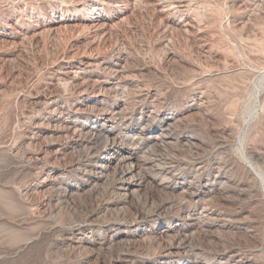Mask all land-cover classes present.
<instances>
[{
  "label": "rangeland",
  "instance_id": "374dc122",
  "mask_svg": "<svg viewBox=\"0 0 264 264\" xmlns=\"http://www.w3.org/2000/svg\"><path fill=\"white\" fill-rule=\"evenodd\" d=\"M0 264H264V0H0Z\"/></svg>",
  "mask_w": 264,
  "mask_h": 264
},
{
  "label": "bare ground",
  "instance_id": "6f19581e",
  "mask_svg": "<svg viewBox=\"0 0 264 264\" xmlns=\"http://www.w3.org/2000/svg\"><path fill=\"white\" fill-rule=\"evenodd\" d=\"M100 153V152H99ZM132 169V168H131ZM119 179V178H118ZM190 238V237H189Z\"/></svg>",
  "mask_w": 264,
  "mask_h": 264
}]
</instances>
